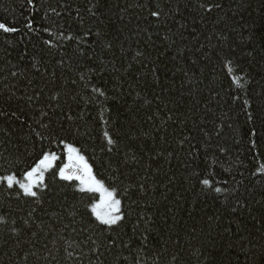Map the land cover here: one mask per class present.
Segmentation results:
<instances>
[{"label": "trees", "instance_id": "trees-1", "mask_svg": "<svg viewBox=\"0 0 264 264\" xmlns=\"http://www.w3.org/2000/svg\"><path fill=\"white\" fill-rule=\"evenodd\" d=\"M0 25V264H264V0H0Z\"/></svg>", "mask_w": 264, "mask_h": 264}, {"label": "rangeland", "instance_id": "rangeland-1", "mask_svg": "<svg viewBox=\"0 0 264 264\" xmlns=\"http://www.w3.org/2000/svg\"><path fill=\"white\" fill-rule=\"evenodd\" d=\"M72 152H74L77 155V151L75 149H72ZM51 161L52 160H46V162H43V164L37 169L34 175L30 176L29 179H26L27 182L25 184L32 183L35 185V187H33L32 189L33 191H35V188H37L36 184L38 185L39 183L40 184L43 183L45 174L52 167ZM82 161L84 162V164L87 165L83 157H82ZM94 189L95 191L101 193V199H102L101 203L99 202L96 205V209L98 208V211L104 210V213H106V216H108L109 214L115 213L116 211L114 210V206H113V200H115L114 195L109 196V193H112V192L107 190L101 183L96 184ZM96 216L101 218L100 215H98L97 213H96Z\"/></svg>", "mask_w": 264, "mask_h": 264}, {"label": "snow or ice", "instance_id": "snow-or-ice-1", "mask_svg": "<svg viewBox=\"0 0 264 264\" xmlns=\"http://www.w3.org/2000/svg\"><path fill=\"white\" fill-rule=\"evenodd\" d=\"M0 30L9 31V29L6 28L3 25H0ZM109 143H111V140H109ZM69 151H71V149H69ZM32 175H33V173H30L29 174V177L32 176ZM29 177H25V179H29ZM61 178L62 179H66L67 178V177L64 176L63 172H61ZM6 179H7V186L9 188L13 187V184L14 183H18L15 180L14 177H8ZM20 187L23 189L24 195H26V196H35L36 195V193L32 190L33 187H35L34 184H32V183H29V184H20ZM84 190H86V189H81V191H84ZM113 195H114L113 193H109V196H113ZM119 204H120V201L119 200H113V206H114V210L116 212L119 211ZM121 218L122 217H120L119 215H115V216H111L110 215V218H108V219H100V223H102V224H108L109 226H111V225H114V224L118 223V221ZM98 219H99V217H98Z\"/></svg>", "mask_w": 264, "mask_h": 264}]
</instances>
